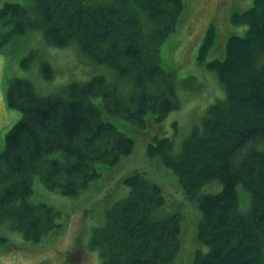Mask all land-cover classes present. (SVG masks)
<instances>
[{"label": "trees", "instance_id": "16d2710c", "mask_svg": "<svg viewBox=\"0 0 264 264\" xmlns=\"http://www.w3.org/2000/svg\"><path fill=\"white\" fill-rule=\"evenodd\" d=\"M193 1L24 0L0 8L11 34L37 32L47 48L72 47L87 64L111 73L48 94L38 80L10 79L6 103L20 118L0 152V224L33 243L58 230L59 212L31 202L34 178L49 191L78 194L98 177V165H114L133 151L132 138L113 124L120 118L140 128L145 153L170 171L194 205L196 247L188 260L264 264V0L231 1L250 6L227 16L228 26L242 34H227L218 24L224 29L219 56L209 58L221 35L211 21L215 15L200 38L195 61L213 74L224 96L178 144L160 138L158 127L143 132L180 107L161 46ZM41 73L50 80L51 65ZM123 182L127 194L106 210L90 237L99 264H172L186 233L180 215L161 209L162 190L145 173ZM238 187L247 193L243 199Z\"/></svg>", "mask_w": 264, "mask_h": 264}, {"label": "rangeland", "instance_id": "374dc122", "mask_svg": "<svg viewBox=\"0 0 264 264\" xmlns=\"http://www.w3.org/2000/svg\"><path fill=\"white\" fill-rule=\"evenodd\" d=\"M23 1L0 0V8L5 3L22 4ZM219 1L190 2L182 25L177 26L176 31L161 46L168 70L175 75L180 107L171 111L161 122L144 128L145 135L158 127L160 138L171 137L178 144L191 126L199 122L206 108L224 96L213 74L196 63L197 46L211 15H215L211 21L217 28L218 24H223L227 34H242L243 29L234 32L229 27L227 16L230 11L246 9L250 6V1L245 8L244 3H234L232 0H221L218 7ZM230 4L234 6L232 9ZM195 6L197 7L193 12ZM12 29L11 24H4L0 20V152L4 147L6 133L20 118V113L10 109L6 103V90L10 79L38 80V88L48 94L58 91L71 81L84 83L98 74L111 75L101 66L87 64L72 47L47 48L42 44L39 33L16 35L10 33ZM218 34H221L219 43H215L217 47L212 53L213 57L210 54L209 58H215L221 53L224 29L222 31L218 28ZM221 57L222 55L217 58ZM45 63H49L53 69L50 80H45L41 73ZM113 124L132 138L135 143L133 151L114 165H98V177L76 195L65 196L49 191L38 178H34L31 202L46 204L59 212L58 222L61 227L40 242L33 243L26 241L19 232L11 231L7 224H0V264H99L97 250L89 246L92 231L104 223L106 210L127 194L128 188L123 180L135 172L145 173L160 186L165 197V204L161 209L171 214L178 213L181 217V234L183 228L186 230L183 235L184 244L172 264H192V259L188 260V256L196 247L191 236V230L194 232L197 221L194 205L180 189L178 191L170 171L161 168L162 165L155 162L156 159L145 153L146 141H140L143 134L137 133L140 128L120 118L114 120ZM204 191L215 192L210 191L209 187H205ZM237 192L242 199L247 194L242 187H238ZM199 245L196 250L203 247Z\"/></svg>", "mask_w": 264, "mask_h": 264}]
</instances>
